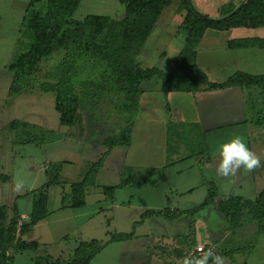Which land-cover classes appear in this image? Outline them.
Instances as JSON below:
<instances>
[{"label":"rangeland","instance_id":"374dc122","mask_svg":"<svg viewBox=\"0 0 264 264\" xmlns=\"http://www.w3.org/2000/svg\"><path fill=\"white\" fill-rule=\"evenodd\" d=\"M216 2H206L210 15L219 13ZM170 8L164 9L159 20ZM124 13L125 5L121 0H81L72 18L81 21L86 15L99 14L120 19ZM25 29L20 47L9 58V64L32 42L31 30L26 25ZM169 35L166 32L160 38L150 36L146 42L149 51H154L151 61L162 70L171 64L169 56L158 55L173 43ZM3 45L4 49L6 40ZM65 52L61 49L45 58L39 74L33 76V86L25 91L26 99L21 102L23 111L15 105L7 112H0V172L10 176L8 179L0 176V205L9 206L17 200L21 214L29 220L33 199L46 188L49 179L57 178L51 172L52 165L61 164L58 176L61 183L50 186L47 192L50 217L22 236L27 241L43 240L55 244L38 251L23 252L13 245L7 252L14 256L12 264H68L81 241H107L111 233L131 232L134 222L141 219L145 210H162L167 206L189 209L199 205L206 198L211 182L218 191L212 204L194 215L184 214L174 220L150 217L135 228L133 239L107 244L91 264H183L185 257L201 255L197 251L199 246H204L205 250L212 248L215 252L242 248V252L235 253L232 259L225 258V264H264V233H259L253 211L245 206L239 215L228 217L218 211L219 201L225 194L235 193L253 201L264 188V167L251 173L244 171V176L238 180V174L227 178L216 174L220 145L236 135L243 137L264 163V124L255 125L252 121L246 125L230 123L206 136L199 124L179 123L171 134V141H167L168 131L161 122L137 120L143 90L133 119L129 164L124 166L120 177L113 178L106 168L104 175L96 177L95 185L87 187L84 206L69 207L71 201L65 200L68 208H61L63 196L71 195V184L80 181L89 170L90 162L97 161L108 149L105 141L120 134L128 124L129 116L119 100L81 84L84 80L100 77L105 65L92 60L82 61L76 77L80 94L78 119L72 126L62 125L55 107V93L41 91L38 86L49 72L54 71ZM5 59L7 56L0 52V69ZM5 80L0 76V87ZM248 92L247 97L260 108L264 103V89L252 86ZM15 124H18L17 128ZM102 145L105 150L100 152ZM170 145L173 160L189 159L166 169L169 157L166 147ZM211 157L218 160L212 161ZM123 181L128 185L118 188L113 200L104 194V185ZM15 210L17 213V208Z\"/></svg>","mask_w":264,"mask_h":264},{"label":"trees","instance_id":"16d2710c","mask_svg":"<svg viewBox=\"0 0 264 264\" xmlns=\"http://www.w3.org/2000/svg\"><path fill=\"white\" fill-rule=\"evenodd\" d=\"M175 0H121L125 5V13L120 19L107 15L89 14L83 20H73L72 16L79 7L81 0H31L24 23L31 30L32 42L29 48L17 55L8 65L13 74L9 88V96L24 93L30 89L33 76L41 71L45 58L52 53L66 50L61 62L54 71L46 75V80L39 84L44 92L55 93V107L60 114L62 125L72 126L78 119L80 94L77 91L76 77L79 64L92 60L103 62L104 70L98 78H90L81 82L86 88H95L99 92L109 94L119 100L124 110L129 112L128 124L125 125L117 137H108L105 145L108 149L102 153L97 161L90 162L89 170L78 182L71 184V195L63 196L62 208L68 207L65 200H70L69 207H82L86 204V189L95 185L96 177L104 166L105 160L115 146H130L132 143L133 119L137 115L139 98L142 92L143 80L159 77L162 79V90L165 94L170 91H197L202 79L208 80L206 74L197 63L196 47L209 28L227 30L232 27H260L264 26V0H247L241 7L222 18H211L197 12L189 0L180 1V9L186 10L179 32L184 34L185 45L180 51L175 66L171 71H164L158 67H142L137 60L145 42L151 35L164 9ZM44 4L37 8L36 5ZM1 21V16H0ZM258 44L264 46V39H241L229 41V47H241ZM228 86L250 88L261 86L264 89V74L252 75L236 72L226 81L216 83L209 81L210 89H221ZM167 107L169 105L167 104ZM249 120L255 125L264 124V103L257 108L252 99L247 98ZM197 125V124H195ZM179 123L169 122L167 141H171V134ZM170 144V142H169ZM168 149V163H172V148ZM179 152V151H178ZM175 153V152H174ZM192 156V155H190ZM51 172L57 178L49 179L45 189L36 196L33 209L28 221L20 225L24 234L31 230L39 221L49 215L48 190L50 186L61 183L58 176L61 164L51 167ZM128 185L123 181L116 185H104L103 192L110 199H114L118 188ZM206 198L197 206L189 209L165 207L162 210L148 209L141 214V219L134 222L131 232L111 233L107 241L91 239L81 241L74 250V258L68 264H91L95 256L111 242L131 240L136 235V227L145 223L150 217H164L174 220L184 214H196L218 197V191L213 182ZM248 206L257 220L259 233H264V188L253 201L235 193L225 194L218 204L221 215L237 216ZM9 207L0 205V264H12L14 256L8 254L13 245L17 251L38 250V241H27L18 237L19 214L9 221ZM242 252V248L217 252L224 258H233L234 254Z\"/></svg>","mask_w":264,"mask_h":264},{"label":"crops","instance_id":"0c3cea01","mask_svg":"<svg viewBox=\"0 0 264 264\" xmlns=\"http://www.w3.org/2000/svg\"><path fill=\"white\" fill-rule=\"evenodd\" d=\"M207 1L208 0H191L192 7L203 15L212 16L211 18L218 19L231 14V11L233 13L236 7H241L243 2L247 0H216L215 7L219 12L218 15H210L206 7ZM30 2L31 0H0V52L7 56V59L3 61L0 69V76L6 78L5 82L2 81L0 87L2 92L0 94V100H3V102H1L2 104H0V112H7L10 107L14 108L15 105L19 111H23V105L21 102L25 101L26 93L24 92L19 95L9 96V88L13 74L9 70L8 64L9 58L20 47L22 40L21 35L26 33L24 20ZM173 2L177 3L174 6H171ZM173 2L167 6L171 7L167 14L161 20L157 21L152 31L154 34L151 33L150 35L151 37L155 36V38H160L168 32L170 34L169 37L173 41L170 46H166L167 49L158 54L159 56H169L171 58V64L168 69H164V71H171L173 69L177 57L185 45L184 34L179 32V29L186 15V10L180 9V1L175 0ZM256 38L264 39V26L232 27L227 30L207 29L197 45L196 50L198 66L206 74L208 80L202 79L200 82V88L197 91H170L167 94L162 90L161 78L155 76L143 80L141 83L143 94L140 99L137 120L143 122H161L166 130H168L169 122L171 121L176 123L199 124L206 136L214 131L224 129L226 124L248 123L249 121L247 120L250 118L247 109L249 88L228 86L221 89H210L209 81L216 83L224 82L236 72L263 75L264 46L253 44L241 47H229L228 45L231 40ZM4 40H6V45L3 49ZM146 42L138 55V61L142 67H154L155 63L151 61V56L154 51H149ZM225 97H227L226 100ZM9 101H11L10 105ZM167 104L169 107H167ZM17 123L19 124L21 122L17 121ZM18 124H15L16 126L14 127L17 128ZM100 149H102L100 150V152H102L105 150V146L102 145ZM130 149L131 145L113 147L97 177L104 175L106 168H109L107 169V172L113 178L120 177L124 166L129 164L128 159ZM95 150H97V148ZM166 152L168 153L167 147ZM185 159L189 158L181 157L172 160V163L168 165L166 169L174 167L180 162L185 161ZM214 159L217 158H210L212 161H215ZM151 167L161 166L151 165ZM241 175L242 177L244 176L243 170H241L236 176L237 180L240 179ZM0 176L3 179H8L10 177L1 172ZM35 198L33 199V203ZM8 207L10 209L8 210L9 221L16 215L15 208H17V212L20 216L17 235L21 239L24 234L29 233L34 227L47 220L51 214L48 209L49 215L34 225L30 231L23 234L20 225L23 221L28 220H25L24 216L21 214L20 208L18 207V201L13 200V203ZM32 209L33 204L30 214ZM35 241L40 243L39 249L42 247L47 248L48 246L55 244L43 240ZM47 254L50 255L48 252Z\"/></svg>","mask_w":264,"mask_h":264},{"label":"clouds","instance_id":"9594fccd","mask_svg":"<svg viewBox=\"0 0 264 264\" xmlns=\"http://www.w3.org/2000/svg\"><path fill=\"white\" fill-rule=\"evenodd\" d=\"M264 167L262 158L249 148L245 139L239 135L232 137L219 147V160L216 165L218 177L236 176L241 170L251 173ZM199 256L185 257L183 264H225V258L212 248H198Z\"/></svg>","mask_w":264,"mask_h":264},{"label":"built area","instance_id":"2783aa9c","mask_svg":"<svg viewBox=\"0 0 264 264\" xmlns=\"http://www.w3.org/2000/svg\"><path fill=\"white\" fill-rule=\"evenodd\" d=\"M201 247L204 248V246H199L198 248H201Z\"/></svg>","mask_w":264,"mask_h":264},{"label":"water","instance_id":"95a60500","mask_svg":"<svg viewBox=\"0 0 264 264\" xmlns=\"http://www.w3.org/2000/svg\"><path fill=\"white\" fill-rule=\"evenodd\" d=\"M245 2H246V1H244L243 4H244ZM243 4H242V5H243Z\"/></svg>","mask_w":264,"mask_h":264}]
</instances>
